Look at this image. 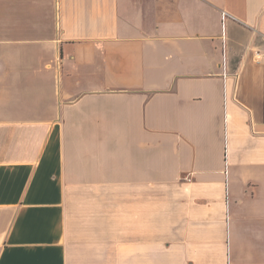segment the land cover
Masks as SVG:
<instances>
[{"label":"crops","instance_id":"crops-1","mask_svg":"<svg viewBox=\"0 0 264 264\" xmlns=\"http://www.w3.org/2000/svg\"><path fill=\"white\" fill-rule=\"evenodd\" d=\"M263 55L264 0H0V264H264Z\"/></svg>","mask_w":264,"mask_h":264},{"label":"built area","instance_id":"built-area-1","mask_svg":"<svg viewBox=\"0 0 264 264\" xmlns=\"http://www.w3.org/2000/svg\"><path fill=\"white\" fill-rule=\"evenodd\" d=\"M258 56L261 57V55H258ZM262 57H264V55ZM188 181H190V179Z\"/></svg>","mask_w":264,"mask_h":264}]
</instances>
